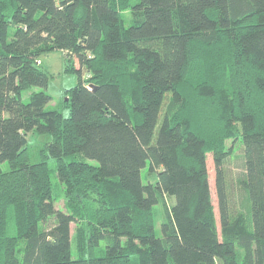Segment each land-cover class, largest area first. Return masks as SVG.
<instances>
[{
  "label": "trees",
  "instance_id": "obj_1",
  "mask_svg": "<svg viewBox=\"0 0 264 264\" xmlns=\"http://www.w3.org/2000/svg\"><path fill=\"white\" fill-rule=\"evenodd\" d=\"M55 50L68 115L38 63ZM31 130L52 136L35 163ZM0 264H264V0H0Z\"/></svg>",
  "mask_w": 264,
  "mask_h": 264
},
{
  "label": "rangeland",
  "instance_id": "obj_2",
  "mask_svg": "<svg viewBox=\"0 0 264 264\" xmlns=\"http://www.w3.org/2000/svg\"><path fill=\"white\" fill-rule=\"evenodd\" d=\"M134 1V0H132ZM128 15V12H126ZM41 61V67L49 72V83L46 91L52 95V100L48 104V108H56L64 112L65 115L69 114V110L64 107V101L67 96H65L66 89L74 87L78 82V74L75 70L70 69V65L74 62L69 60L67 54L62 50H55L46 54L39 56ZM72 62V63H71ZM75 66H79V62L75 59ZM86 75V74H85ZM40 87L33 86L28 90L23 92V99L25 101L30 100V94L33 91L40 90ZM52 139L49 133H39L36 130H31L27 134V144H28V155L29 161L35 163L42 160L41 149L45 147V143ZM232 140L227 141V146H232ZM49 165L51 168V176L55 182V190L57 182L59 180L56 171V160L52 157L48 158ZM3 167L7 166L4 163ZM207 166L209 172V182L211 187V194L213 204L215 206V212L218 222L219 231L221 230V221L219 214V203L218 196L216 192V168L212 153L207 155ZM226 167L227 180L232 188L231 195L235 207H241V200L244 201L245 193L240 187V178L245 173L244 158H243V145L241 141H236L233 145V150L228 157ZM147 168L143 170L145 174ZM147 182V180H144ZM56 193V192H55ZM175 197L169 198V202H174ZM56 206L60 208H66V201L62 196L56 200ZM155 225L156 232L161 234V218L162 209L160 205H157V210H155ZM75 231V224L72 223V233Z\"/></svg>",
  "mask_w": 264,
  "mask_h": 264
},
{
  "label": "built area",
  "instance_id": "obj_3",
  "mask_svg": "<svg viewBox=\"0 0 264 264\" xmlns=\"http://www.w3.org/2000/svg\"><path fill=\"white\" fill-rule=\"evenodd\" d=\"M38 63H41L40 59L38 60Z\"/></svg>",
  "mask_w": 264,
  "mask_h": 264
},
{
  "label": "water",
  "instance_id": "obj_4",
  "mask_svg": "<svg viewBox=\"0 0 264 264\" xmlns=\"http://www.w3.org/2000/svg\"><path fill=\"white\" fill-rule=\"evenodd\" d=\"M92 87H93V88H95V86H94V85H93Z\"/></svg>",
  "mask_w": 264,
  "mask_h": 264
}]
</instances>
